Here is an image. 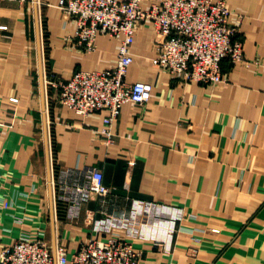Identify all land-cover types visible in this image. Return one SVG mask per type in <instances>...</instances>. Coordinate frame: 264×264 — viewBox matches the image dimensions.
<instances>
[{
    "label": "crops",
    "instance_id": "1",
    "mask_svg": "<svg viewBox=\"0 0 264 264\" xmlns=\"http://www.w3.org/2000/svg\"><path fill=\"white\" fill-rule=\"evenodd\" d=\"M59 1L0 6V250L29 236L71 255L106 239L92 230L110 212L97 195L56 202L52 189L88 181L84 169L96 167L121 207L144 200L182 211L181 220L161 215L169 221L144 229L134 245L141 264H264V0H227L233 18H243L244 54L258 64L223 62L228 81L216 86L154 65L157 35L138 25L126 80L150 82L153 95L143 106L123 105L112 141L102 133L105 111L82 118L44 93L42 68L62 81L105 70L120 45L99 34L95 51H83Z\"/></svg>",
    "mask_w": 264,
    "mask_h": 264
},
{
    "label": "built area",
    "instance_id": "2",
    "mask_svg": "<svg viewBox=\"0 0 264 264\" xmlns=\"http://www.w3.org/2000/svg\"><path fill=\"white\" fill-rule=\"evenodd\" d=\"M57 7L64 17L75 21L74 40L87 53L95 51L99 34L120 38L116 63L108 69L78 71L66 81L44 71V84L60 91L61 105L82 118L106 112L103 122L109 129H102V133L107 141L113 140L110 127L123 105L143 106L153 95L150 82L126 80L133 63L130 47L138 25L152 26L157 35L151 62L183 81L222 84V61L234 63L242 55L240 44L237 39L234 41L237 29L229 23L233 13L223 0H60ZM6 29L0 26V30ZM9 101L17 103L18 99ZM84 173L88 181H65L59 187H73L77 196L85 200L97 195L102 209L110 212L104 211V216L92 223V230L93 234L107 238L90 239L69 255L63 245H57L52 252L40 237L22 236L0 250V264H141V252L134 245L144 238V229L150 232L155 225L169 221L158 218L161 215L173 213L178 220L182 218L181 210L151 201L132 200L128 208L121 207L105 185L101 170L86 167ZM153 219L156 222L151 223ZM167 225L173 233L175 219Z\"/></svg>",
    "mask_w": 264,
    "mask_h": 264
},
{
    "label": "rangeland",
    "instance_id": "3",
    "mask_svg": "<svg viewBox=\"0 0 264 264\" xmlns=\"http://www.w3.org/2000/svg\"><path fill=\"white\" fill-rule=\"evenodd\" d=\"M27 1V0H26ZM213 1V0H212ZM216 1H218V0H216ZM223 1H225V2H227V0H223ZM12 2H17V1H12ZM18 3H21V2H18ZM226 5H227V3H226ZM0 6H1V4H0ZM229 23H230V25H232L233 27H236V29H237V32H236V37H235V39H234V41H236V39H237V42L240 44V47H241V49H242V55H241V58L239 59V60H237V61H235L234 63L233 62H231V61H229V60H223L222 61V63H221V66H222V64H223V62H225L226 64H228V67L229 68H231V67H235V66H237V64H240L241 66H243V67H257V64H258V61L257 60H255V59H252V60H249V59H247V57L245 56V54H244V41H243V33H242V31H241V28H239L240 27V25H242V23H243V18H242V16H237V17H234L233 18V15H231L230 16V18H229ZM7 27V26H6ZM42 74H43V83H44V71L46 70V71H48L47 69H43L42 68ZM222 73H223V76H224V71H223V67H222ZM175 78H177V77H175ZM224 78H225V81H224V83H226L227 81H228V79H227V77L226 76H224ZM179 79V78H178ZM181 80V79H180ZM183 81V80H182ZM184 82H187V81H184ZM191 83V82H190ZM194 84H197V83H194ZM223 84V83H222ZM45 85V91H44V93L46 94V91L47 92H49V95L51 94V92L53 91L54 92V94L56 93V100L58 101V99H59V96H60V91L59 92H56V89L55 88H52V89H49V88H47L46 86H47V84L45 83L44 84ZM200 85H205V86H216V85H209V84H200ZM218 85H220V84H218ZM51 91V92H50ZM59 102V101H58ZM74 183H76V182H74ZM52 189H53V192H54V196L56 197V199L58 198V199H60V201H62V200H64V199H69L70 197L73 199V200H75V196H77V194L74 192V190H73V187L72 188H63V187H59V185L58 184H56V183H54V185H52ZM112 192V191H111ZM112 194H113V192H112ZM114 195V194H113ZM116 195V194H115ZM114 195V196H115ZM116 197H117V199H118V201H119V203H118V205L119 206H121L120 204H122V201L119 199V197L116 195ZM81 198V197H80ZM55 200L56 202H58L59 200ZM90 199V198H89ZM77 201V200H76ZM142 201H144V200H142ZM64 202V201H63ZM150 202V201H149ZM126 203H130V201H128V202H126V201H124V205L126 204ZM159 204H162V203H159ZM162 205H165V204H162ZM166 206H168V205H166ZM158 218H160V217H158ZM153 222H156V220L155 219H153V220H151V223H153ZM147 223L149 224L150 223V220L149 221H147ZM142 232H143V230H142Z\"/></svg>",
    "mask_w": 264,
    "mask_h": 264
}]
</instances>
